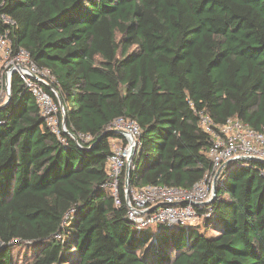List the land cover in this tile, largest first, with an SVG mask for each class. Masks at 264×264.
I'll list each match as a JSON object with an SVG mask.
<instances>
[{"label": "trees", "instance_id": "trees-1", "mask_svg": "<svg viewBox=\"0 0 264 264\" xmlns=\"http://www.w3.org/2000/svg\"><path fill=\"white\" fill-rule=\"evenodd\" d=\"M6 32L56 78L66 131L15 76L0 109V264H264V162L227 165L196 226L142 228L125 199L127 183L191 190L211 172L202 114L264 131V0H0ZM119 118L141 134L117 206Z\"/></svg>", "mask_w": 264, "mask_h": 264}, {"label": "built area", "instance_id": "built-area-1", "mask_svg": "<svg viewBox=\"0 0 264 264\" xmlns=\"http://www.w3.org/2000/svg\"><path fill=\"white\" fill-rule=\"evenodd\" d=\"M15 76L35 98L49 129L58 136L61 130L66 131L65 125H60L58 106L46 90L52 87L56 78L51 70L39 67L27 50L15 48L9 32H6L0 35V107L11 100ZM199 124L212 138L208 152L212 161L211 172L191 190L157 186L131 189L127 183L125 199L128 218L132 222L142 228L155 223L172 228L196 226L202 220L199 210L214 197L215 182L220 171L236 161L256 159L264 162V131L254 130L239 118L229 119L224 125L218 126L204 114ZM112 126L114 130L121 131L124 138L113 141V155L109 159V187L116 205L120 206V179L125 167L129 166L133 150L137 151L139 147L141 129L129 118H119Z\"/></svg>", "mask_w": 264, "mask_h": 264}, {"label": "water", "instance_id": "water-1", "mask_svg": "<svg viewBox=\"0 0 264 264\" xmlns=\"http://www.w3.org/2000/svg\"><path fill=\"white\" fill-rule=\"evenodd\" d=\"M7 105H8V103L5 104V105H3V106H1L0 109L6 107ZM115 132H116V133H119V134L122 135V132H121V131L115 130ZM135 153H136V150H133L132 155H131V157H130V159H129L128 172L130 171V164H131V161H132L133 156L135 155ZM247 161H258V162H260L259 160H256V159H249V160H247ZM230 163H231V162H230ZM228 165H229V164H228ZM220 173H221V171L218 173L216 180L218 179ZM128 175H129V174H128ZM214 196H215V193H214ZM156 209H157V208H155V210H156Z\"/></svg>", "mask_w": 264, "mask_h": 264}, {"label": "rangeland", "instance_id": "rangeland-1", "mask_svg": "<svg viewBox=\"0 0 264 264\" xmlns=\"http://www.w3.org/2000/svg\"><path fill=\"white\" fill-rule=\"evenodd\" d=\"M242 164H244V163H242ZM151 227H152V228H155V229H158V228L161 227V224H160V223H155V224H152ZM208 235H209V236H212V235H215V234L212 233V232H210Z\"/></svg>", "mask_w": 264, "mask_h": 264}]
</instances>
